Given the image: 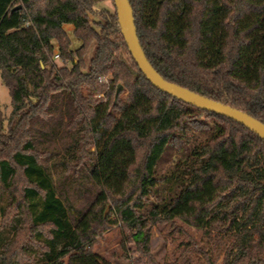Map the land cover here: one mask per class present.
Returning a JSON list of instances; mask_svg holds the SVG:
<instances>
[{
    "label": "trees",
    "instance_id": "trees-1",
    "mask_svg": "<svg viewBox=\"0 0 264 264\" xmlns=\"http://www.w3.org/2000/svg\"><path fill=\"white\" fill-rule=\"evenodd\" d=\"M101 1L0 0V264H113L95 250L109 203L144 254L180 220L211 242L193 241L202 264H264V138L157 88ZM130 2L165 79L264 122V0Z\"/></svg>",
    "mask_w": 264,
    "mask_h": 264
},
{
    "label": "rangeland",
    "instance_id": "rangeland-1",
    "mask_svg": "<svg viewBox=\"0 0 264 264\" xmlns=\"http://www.w3.org/2000/svg\"><path fill=\"white\" fill-rule=\"evenodd\" d=\"M96 9H104L108 12H116L115 4L113 0H103L99 2ZM92 18H95L92 16ZM96 19H100L96 17ZM65 29L69 32L72 37V46L74 48L81 44L73 35L74 26L65 25ZM58 49L55 50V52ZM96 53V43H93L85 55L86 62L89 64L92 57ZM128 61L130 56L125 53ZM111 73L103 78L102 80L106 83V88L98 92L96 97L108 100L109 97L106 95L108 89H112ZM122 82H119V84ZM117 85V88H118ZM116 90L114 91V98L116 96ZM121 96L126 98L128 94L127 88L124 87L120 92ZM0 104L5 114L8 116L12 110V99L9 88L3 83L0 73ZM94 149V147H93ZM176 162L174 151L167 153L160 165L162 170H166L172 162ZM21 178L18 179L19 186L23 184ZM112 204L109 203L105 209V215H109L108 224L101 227L100 233L96 236L97 243L95 250L101 256L110 260L113 264H183L185 259H192L193 264L207 263V259L203 253L198 252L195 243L205 246L211 245V242L207 241L203 231L196 229L187 223L177 220L175 224L171 222H160L155 225L152 229L150 254H144L141 252L137 245L130 241L131 231L127 225L120 219V217L111 210ZM193 241L195 243H193ZM186 257V258H185ZM216 264H220L223 260V254L216 252Z\"/></svg>",
    "mask_w": 264,
    "mask_h": 264
},
{
    "label": "water",
    "instance_id": "water-1",
    "mask_svg": "<svg viewBox=\"0 0 264 264\" xmlns=\"http://www.w3.org/2000/svg\"><path fill=\"white\" fill-rule=\"evenodd\" d=\"M122 34L127 42L128 48L138 63L142 72L160 90L181 99L189 104L202 109L228 116L245 125L264 138V122L246 111L233 107L230 104L217 101L213 98L195 92L176 82L165 79L148 59L141 44L135 22L134 9L130 0H113ZM123 89L120 83L116 91V99Z\"/></svg>",
    "mask_w": 264,
    "mask_h": 264
},
{
    "label": "built area",
    "instance_id": "built-area-1",
    "mask_svg": "<svg viewBox=\"0 0 264 264\" xmlns=\"http://www.w3.org/2000/svg\"><path fill=\"white\" fill-rule=\"evenodd\" d=\"M60 57H61V52L58 50L55 52L54 58L58 60V59H60ZM103 79L107 80L106 78L101 77V80H103Z\"/></svg>",
    "mask_w": 264,
    "mask_h": 264
},
{
    "label": "crops",
    "instance_id": "crops-1",
    "mask_svg": "<svg viewBox=\"0 0 264 264\" xmlns=\"http://www.w3.org/2000/svg\"><path fill=\"white\" fill-rule=\"evenodd\" d=\"M65 25H71V24H65ZM65 25H64V27H65ZM66 28V27H65Z\"/></svg>",
    "mask_w": 264,
    "mask_h": 264
}]
</instances>
